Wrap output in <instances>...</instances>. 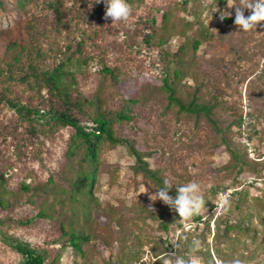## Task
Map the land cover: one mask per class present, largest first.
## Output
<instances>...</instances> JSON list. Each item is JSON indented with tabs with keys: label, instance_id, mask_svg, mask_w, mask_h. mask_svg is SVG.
<instances>
[{
	"label": "rangeland",
	"instance_id": "374dc122",
	"mask_svg": "<svg viewBox=\"0 0 264 264\" xmlns=\"http://www.w3.org/2000/svg\"><path fill=\"white\" fill-rule=\"evenodd\" d=\"M62 2L64 25L30 46L52 42L46 63L86 57L68 65L72 97L112 116L115 135L142 161L124 144L105 143L95 179L75 188L88 166L81 151L68 150L72 130L51 129L41 116L22 118L2 96L8 85L9 97L36 103L46 90L38 94L34 81L18 75L0 81V264H23L14 240L49 264H264V21L240 30L234 0H133L127 21L105 19L103 2ZM48 13L47 0H29L25 10L0 0V57L9 40L28 38L29 16ZM104 66L111 72H101ZM166 75L181 101L208 105L209 117L170 101ZM165 181L173 196L178 185L199 183L204 209L185 220L151 200ZM231 187L236 191L218 211L217 194ZM72 232L79 249L69 242Z\"/></svg>",
	"mask_w": 264,
	"mask_h": 264
},
{
	"label": "trees",
	"instance_id": "16d2710c",
	"mask_svg": "<svg viewBox=\"0 0 264 264\" xmlns=\"http://www.w3.org/2000/svg\"><path fill=\"white\" fill-rule=\"evenodd\" d=\"M63 0H47V7L51 16L38 14L40 16L28 17L25 20V31H28V38L23 36L18 39L9 40L3 47V55L0 57V73L4 74L0 76V81L3 83L10 82L14 79V76L18 75L20 80L24 83L28 81H34L36 87L32 84L30 86L38 93L42 94L41 90H46V97H40L36 103L29 101L23 102L18 97L13 99L9 97L7 93H4L7 89H10L8 85H4L2 89V96L6 100L7 104L11 106L15 111L22 116V118H33L35 116H41L46 118V124L51 129H58L59 127H69L72 132L70 135V144L68 150L73 154L81 151L82 158L87 161V168L82 169L75 180V188H79V183L89 180L91 183L95 179V170L99 160L100 151L105 143L112 145L124 144L128 147L131 155L135 156L138 161H142L141 152H139L127 139L118 137L114 133L113 117L108 113H105L100 108L96 110L88 111L84 103L79 99L72 97L70 92L71 80H74L73 72L68 69V65L74 61L77 65H83L87 62L84 55H80L76 59H73V54L67 56L58 57L53 62L46 63L54 47L52 42L48 41L43 47V44L38 42L30 44L42 36L47 37L50 31L59 30L60 26L64 25V7ZM29 0H15V4L25 10V5ZM127 3L131 7L133 0H127ZM41 40V39H40ZM78 47L82 44L77 42ZM199 42L196 40L193 47L197 49ZM69 50V47L67 46ZM81 51V50H80ZM101 72H111L109 67L104 66ZM179 75L178 70H174L173 76ZM163 88L168 94L170 101L178 103L181 109H185L189 112L198 114L204 112L208 117L210 114V107L203 103L197 102V100H191L189 103H184L179 97L175 95V90L169 81V77L166 75L163 80ZM43 95V94H42ZM91 102V105H94ZM117 116L123 117L124 114L121 111L116 113ZM240 117V116H239ZM145 173L150 175L155 180L159 181V177L155 171L147 166H140ZM4 185V173L0 171V188ZM23 188H28L24 185ZM6 200L3 196H0V206H5ZM38 215H44L40 210ZM24 223V222H21ZM85 238V237H83ZM70 243L80 248V237L75 233H70ZM14 248L23 259V264H49L46 262V258L43 253L30 247L27 243H23L17 240L11 243Z\"/></svg>",
	"mask_w": 264,
	"mask_h": 264
},
{
	"label": "clouds",
	"instance_id": "9594fccd",
	"mask_svg": "<svg viewBox=\"0 0 264 264\" xmlns=\"http://www.w3.org/2000/svg\"><path fill=\"white\" fill-rule=\"evenodd\" d=\"M103 2L105 5V19L111 21H127L131 8L127 0H96L95 3ZM232 6L235 7L234 24L239 26L242 31L254 29L258 22L264 21V0H244L242 4H237L234 0ZM231 6V7H232ZM250 10V14L245 17L244 10ZM230 15V13L228 14ZM225 16H222L224 18ZM169 182L165 181L162 187H159L150 197L151 200L162 201L169 209L175 212L185 220L199 213L204 209L205 199L202 187L197 182H188L176 187L175 195L169 194ZM228 203L227 197L221 202V207ZM175 264H190L183 259H177ZM231 264H241L239 259L231 261Z\"/></svg>",
	"mask_w": 264,
	"mask_h": 264
},
{
	"label": "built area",
	"instance_id": "2783aa9c",
	"mask_svg": "<svg viewBox=\"0 0 264 264\" xmlns=\"http://www.w3.org/2000/svg\"><path fill=\"white\" fill-rule=\"evenodd\" d=\"M248 182L251 183L252 181L250 180ZM234 191H236V188L234 187L219 191V193L217 194V200H215L214 208L217 209L218 211L221 210L223 208L221 207V202L223 201V199L227 197L228 200L229 197L234 193ZM183 224L185 228L192 227L190 221H183Z\"/></svg>",
	"mask_w": 264,
	"mask_h": 264
}]
</instances>
